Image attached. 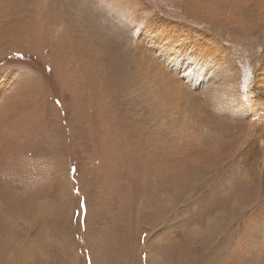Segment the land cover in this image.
<instances>
[{"label":"rangeland","instance_id":"1","mask_svg":"<svg viewBox=\"0 0 264 264\" xmlns=\"http://www.w3.org/2000/svg\"><path fill=\"white\" fill-rule=\"evenodd\" d=\"M210 4L0 0V264H264V11Z\"/></svg>","mask_w":264,"mask_h":264},{"label":"bare ground","instance_id":"2","mask_svg":"<svg viewBox=\"0 0 264 264\" xmlns=\"http://www.w3.org/2000/svg\"><path fill=\"white\" fill-rule=\"evenodd\" d=\"M195 1H198L199 3H203L204 4V2H206V3H211V4H214V3H216L218 0H195ZM229 1H231V0H229ZM259 5H260V9L261 10H263L264 11V0H255ZM101 2V1H100ZM96 3H97V1H96ZM211 4H210V6H211ZM202 5V4H201ZM216 5V4H215ZM220 5V4H219ZM239 5V4H238ZM88 6V5H87ZM200 6V5H199ZM242 6H243V4H242ZM247 6V5H246ZM253 7H254V5H253ZM259 8V7H258ZM209 9V8H208ZM259 9V10H260ZM98 9H96V11H97ZM211 10H212V8H211ZM215 10V9H214ZM230 10V9H229ZM247 11V10H246ZM230 12V11H229ZM228 12V13H229ZM259 12V11H258ZM101 13V12H100ZM122 13V12H121ZM205 13V12H204ZM217 13V12H216ZM99 14V13H98ZM212 14V13H211ZM125 15V14H124ZM204 15V14H203ZM216 15V14H215ZM218 15V14H217ZM260 15V14H259ZM96 16V15H95ZM213 16V15H212ZM226 16V15H225ZM261 16V15H260ZM223 17V16H222ZM217 18V17H216ZM225 19V18H224ZM256 19V18H255ZM256 21V20H255ZM110 22V21H109ZM217 22V21H216ZM233 22V21H232ZM264 22V21H263ZM262 22V23H263ZM236 23V22H235ZM254 23V22H253ZM3 27V25H1L0 24V28H2ZM171 27V26H170ZM235 27V26H234ZM262 27H264V26H262ZM119 28V27H118ZM177 28H179V27H177ZM255 28V27H254ZM166 29V28H165ZM170 29V28H169ZM175 29V28H174ZM182 29V28H181ZM253 29V28H252ZM239 30V29H238ZM257 30H259L258 28H257ZM263 30V29H262ZM111 31V30H110ZM160 31V30H159ZM163 31V30H162ZM254 31H256V29L254 30ZM170 32H171V30H170ZM262 32H264V31H262ZM161 33V32H160ZM169 33V32H168ZM194 33V32H193ZM111 34V33H110ZM117 34V33H116ZM123 34V33H122ZM182 34H184V32H182ZM191 34V33H190ZM261 34V33H260ZM160 35V34H159ZM186 35V34H185ZM189 35V34H188ZM248 35V34H247ZM111 36V35H110ZM183 36V35H182ZM255 36H256V34H255ZM261 36V35H260ZM162 37V36H161ZM179 37V36H178ZM170 38V37H169ZM175 38V37H174ZM195 38V37H194ZM190 39V38H189ZM182 40V39H181ZM207 40V39H206ZM171 41V40H170ZM164 42V41H163ZM176 42V41H175ZM181 42V41H180ZM187 42V41H186ZM194 42V41H193ZM247 42V41H246ZM197 43V42H196ZM204 43H205V41H204ZM247 43H249V42H247ZM200 44V43H199ZM210 44V43H209ZM212 44V43H211ZM203 45V43L201 44V46ZM165 46V45H164ZM196 46V45H195ZM200 46V47H201ZM209 46V45H208ZM167 47H168V45H167ZM213 47V46H212ZM215 47H216V45H215ZM263 47V46H262ZM146 48V47H145ZM166 48V47H165ZM209 49V48H208ZM214 49V48H213ZM217 49V48H216ZM225 49V48H224ZM172 50V49H171ZM177 50V49H176ZM203 50V49H202ZM228 50V49H227ZM136 51H137V49H136ZM135 51V52H136ZM208 51V50H207ZM206 51V52H207ZM220 51V50H219ZM143 52V51H142ZM171 53V52H170ZM217 53V52H216ZM135 55H136V53H135ZM225 55H227V54H225ZM230 55V54H229ZM207 56H208V54H207ZM214 56H216V55H214ZM221 56V55H220ZM232 56V55H231ZM193 57V56H192ZM213 57V56H212ZM219 58V57H218ZM222 59H223V57H221ZM233 59V58H232ZM216 60V59H215ZM214 60V61H215ZM207 61V60H206ZM212 61V60H211ZM209 62V61H208ZM221 63V62H220ZM222 64V63H221ZM137 65V64H136ZM224 65V64H223ZM221 66V65H220ZM222 67V66H221ZM225 67H223V69H224ZM227 68V67H226ZM229 68V67H228ZM232 68V67H231ZM230 68V69H231ZM213 69H215V68H213ZM229 71V70H228ZM163 72V71H162ZM161 72V73H162ZM223 73H225L226 74V72H223ZM229 73H230V71H229ZM232 73V72H231ZM230 73V74H231ZM166 74V73H165ZM228 74V73H227ZM171 75V74H170ZM175 75V74H174ZM203 75H204V73H203ZM194 76V75H193ZM205 76V75H204ZM226 76V75H225ZM173 77V76H172ZM228 77V76H227ZM231 77V76H230ZM233 77V76H232ZM195 78V77H194ZM197 78V77H196ZM223 78V77H222ZM233 79H234V77H233ZM188 80V79H187ZM201 80V79H200ZM236 80V79H235ZM261 80V79H260ZM172 81V80H171ZM198 81V80H197ZM221 81H222V79H221ZM230 82H233V81H231V80H229ZM174 82H176V81H174ZM226 82H228V80L226 81ZM158 83V82H157ZM223 83V82H222ZM263 83H264V81H263ZM263 83H261V85L263 84ZM161 84V83H160ZM232 84V83H231ZM220 85V84H219ZM223 85H224V83H223ZM237 85V84H236ZM260 85V86H261ZM159 86V85H158ZM157 86V87H158ZM225 86V85H224ZM218 87V86H217ZM222 87H220V89H221ZM224 88V87H223ZM213 89V88H212ZM218 89V88H217ZM236 90V89H235ZM262 90V89H261ZM256 91V90H255ZM220 91H218V93H219ZM231 92V91H230ZM236 92V91H235ZM258 92V91H257ZM217 93V92H216ZM228 93V92H227ZM212 96V95H211ZM224 97V96H223ZM209 98V97H208ZM222 98V97H221ZM231 98V97H230ZM223 99V98H222ZM174 102V101H173ZM162 103V102H161ZM171 103H172V101H171ZM260 104V103H259ZM169 105V104H168ZM222 105H224V104H222ZM160 106V105H159ZM228 106V105H227ZM227 106H225V107H227ZM257 106V105H256ZM217 108H219V107H217ZM260 108H262V107H260ZM237 110V109H236ZM261 110V109H260ZM236 112V111H235ZM156 113V112H155ZM158 113V112H157ZM238 116V115H237ZM246 118V117H245ZM223 119V118H222ZM238 120V119H237ZM227 123H229V122H227ZM207 125V124H206ZM264 130V129H263ZM192 134V133H191ZM193 135V134H192ZM260 135H262V134H260ZM198 137V136H197ZM256 137V136H255ZM264 137V136H263ZM199 141V140H198ZM254 141V140H253ZM255 142H256V140H255ZM262 142V141H261ZM199 143V142H198ZM231 144V143H230ZM253 144V143H252ZM251 144V145H252ZM229 145V144H228ZM254 145V144H253ZM259 147V146H258ZM262 147V146H261ZM260 150V149H259ZM218 151V150H217ZM226 151V150H225ZM261 151V150H260ZM183 154V153H182ZM185 154V153H184ZM253 154V153H252ZM251 154V155H252ZM250 155V156H251ZM241 156V155H240ZM183 157V156H182ZM262 157V156H261ZM264 157V156H263ZM254 160V159H253ZM257 160H258V158H257ZM260 160V159H259ZM260 164V163H259Z\"/></svg>","mask_w":264,"mask_h":264}]
</instances>
